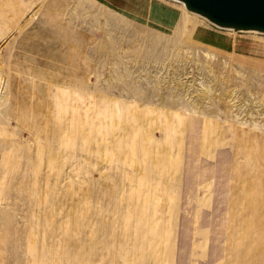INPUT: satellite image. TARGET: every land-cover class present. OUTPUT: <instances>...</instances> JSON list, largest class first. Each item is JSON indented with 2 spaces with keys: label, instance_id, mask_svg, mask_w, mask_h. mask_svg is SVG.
Listing matches in <instances>:
<instances>
[{
  "label": "rangeland",
  "instance_id": "374dc122",
  "mask_svg": "<svg viewBox=\"0 0 264 264\" xmlns=\"http://www.w3.org/2000/svg\"><path fill=\"white\" fill-rule=\"evenodd\" d=\"M226 204L229 263L264 264V33L177 0H0V264H151L138 220Z\"/></svg>",
  "mask_w": 264,
  "mask_h": 264
},
{
  "label": "bare ground",
  "instance_id": "6f19581e",
  "mask_svg": "<svg viewBox=\"0 0 264 264\" xmlns=\"http://www.w3.org/2000/svg\"><path fill=\"white\" fill-rule=\"evenodd\" d=\"M146 4L149 3L146 2ZM185 22L186 23L191 22L190 18L186 19ZM184 27L186 28L187 25L185 24ZM193 37L198 40L200 36H196L195 33ZM179 39L180 37L174 36L172 42L177 41ZM162 41L163 39L162 37H160L156 40V44H161ZM166 43H168V41H166ZM160 54H162V52ZM227 191H225V194L227 193ZM222 203L224 204V201H222ZM231 206L232 205L229 206L228 204H226V205H220L217 208L216 218L219 219V226L216 225L217 223L215 221H214L215 223H213V220L211 222H208L204 218L202 212H200L198 209L197 217L194 216L191 220L188 221V226L190 227V229L188 230L186 229L187 227H184V229H181V232H180V225L182 224V219L180 217V214L175 213V215H173L171 219L174 220L176 217H178L176 219L177 223L174 224L173 221H171L169 225L165 226V231H167L168 233L166 239L163 238V245H162V248H164V250L162 251L163 258L177 255L179 253V243H181L180 244L181 246L189 247V254L187 255V258H185L187 263L191 261L192 264H228L230 259V251L232 249V237L234 236L235 231H233L232 236L230 237L229 233L232 231L231 227L229 224L223 222L224 218H222V216H224L226 211L229 208H231ZM232 214L233 212L230 215ZM184 223L185 225L187 224V222ZM172 232L173 235H177L178 237L176 238L171 237L170 234ZM195 233L197 234H196V238L194 239L193 237ZM198 247H202L203 252L202 254L199 255L200 259H198L197 261L198 255L196 254V249Z\"/></svg>",
  "mask_w": 264,
  "mask_h": 264
},
{
  "label": "water",
  "instance_id": "95a60500",
  "mask_svg": "<svg viewBox=\"0 0 264 264\" xmlns=\"http://www.w3.org/2000/svg\"><path fill=\"white\" fill-rule=\"evenodd\" d=\"M221 28L264 33V0H177Z\"/></svg>",
  "mask_w": 264,
  "mask_h": 264
},
{
  "label": "crops",
  "instance_id": "0c3cea01",
  "mask_svg": "<svg viewBox=\"0 0 264 264\" xmlns=\"http://www.w3.org/2000/svg\"><path fill=\"white\" fill-rule=\"evenodd\" d=\"M190 123H193V122H190ZM75 131V130H74ZM72 132V133H75V136H76V131L75 132ZM78 132V131H77ZM79 133H82V132H80L79 131ZM171 134V131L169 130V132H168V135H170ZM73 136H71V138H72ZM84 138L85 137H83V136H81V135H79V136H76V137H73V139L72 140H68L67 141V143L68 144H70V145H72V148H74V147H76V145H78V144H80V139H82V140H84ZM81 140V141H82ZM170 198H172L173 199V197L172 196H170ZM173 201H174V199H173ZM173 207H176L175 206V203L173 202V205H172ZM170 212H171V214H170V216L168 217V219H167V224H163L162 223V221L160 220V217H158V216H156L155 218H151V219H149L150 221H152L153 220V224H151V223H149V226H150V228H148L147 227V225H146V223H147V221L146 220H143V219H140V220H138L137 222L138 223H140V225H138V223H136L135 224V227H137L136 228V235H137V238L138 237H140V238H144L145 240H147L148 239V237H147V235H150L151 234V236H152V238H153V241H155L156 242V244H155V246H154V248H153V251L152 250H147L145 253H149L148 251H152L149 255H150V257H151V264H158L159 263V260H161L160 259V256H161V258H162V260H163V264H177V262H178V254L177 255H173V256H171V257H164L163 258V253H162V251L164 250V248H162V245H163V238H165L166 239V237H167V231H165V226L166 225H169L170 224V222L171 221H173V223L174 224H176L177 223V221H176V219L178 218V217H176L174 220L173 219H171V217L173 216V215H175V213H178V214H180V212L179 211H171V209H170ZM152 215L153 216H155V211L153 210L152 211ZM197 215H198V211H196L195 213H194V216H196L197 217ZM240 217H245V216H241V214H240ZM222 218H224V220H223V222H225V223H227V224H229L230 225V227H231V232L229 233V235H230V237L232 236V233H233V229H234V219H233V217H232V215H230L229 217H227L226 218V216H225V214H224V216H222ZM251 219V218H250ZM181 220V219H180ZM238 220V219H237ZM140 221V222H139ZM238 223H239V226H240V228H241V225H240V222L238 221ZM132 223H130V225H131ZM122 226H123V223H122ZM151 229V230H150ZM157 234V235H156ZM196 234L197 233H195L194 234V239L196 238ZM140 235V236H139ZM171 235V237H173V238H176V237H178L177 235H173V232L170 234ZM139 240V239H138ZM140 243V246H142V244H141V241L139 242ZM153 244V243H152ZM51 254L52 253H54V256L56 257V259H57V249L56 250H53L52 251V249L49 251ZM136 253H137V251H136ZM141 254V253H140ZM44 256H46L45 254L43 255V257ZM157 259V263H154L153 262V260L154 259ZM45 261L47 260V259H44ZM84 263H86V261H83V264ZM142 263V262H141ZM87 264H90V263H87ZM140 264V263H139ZM143 264V263H142ZM187 264H192L191 263V261L189 262V263H187ZM228 264H231V263H228Z\"/></svg>",
  "mask_w": 264,
  "mask_h": 264
}]
</instances>
